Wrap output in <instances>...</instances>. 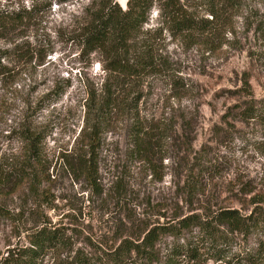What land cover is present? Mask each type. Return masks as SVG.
Returning a JSON list of instances; mask_svg holds the SVG:
<instances>
[{"label":"rangeland","instance_id":"rangeland-1","mask_svg":"<svg viewBox=\"0 0 264 264\" xmlns=\"http://www.w3.org/2000/svg\"><path fill=\"white\" fill-rule=\"evenodd\" d=\"M47 1L0 0V10H29ZM93 1L58 5L53 0L51 10L0 33V177H7L0 179V256L28 245L29 235L44 224L61 229L66 245L47 252L41 264H77L86 258L115 264L112 255L124 241L142 244L158 224L176 225L178 214L210 213L213 221L222 210L249 215L264 209V114L242 120L236 110L244 103L240 89L247 71L257 105L264 106V63L252 61L240 44H223V38L213 49L203 37L174 39L164 33L159 51L165 64L144 77L139 105L142 116L159 121L155 147L147 157L137 155L133 117L114 115L97 149L100 186L93 188L73 174L70 164L83 153L85 129L94 118L88 115L90 98L100 94L109 77L101 55H86L74 41ZM117 1L127 8L129 0ZM242 4L264 12V0ZM160 23L156 7L147 28ZM246 24L240 16L230 28L242 45L255 43L252 36L245 40ZM56 89L65 90L58 100L49 94ZM184 115L191 127L187 134L179 128ZM165 127L169 131L162 135ZM25 129L43 137L44 177L37 190L20 175ZM183 140L192 143L191 150L183 149ZM188 167L196 168L200 183L192 196L185 190ZM215 225L220 229L216 238L195 256L177 251L198 246L199 229L162 235L152 264H264V228L245 233ZM142 263L135 254L124 262Z\"/></svg>","mask_w":264,"mask_h":264},{"label":"trees","instance_id":"trees-1","mask_svg":"<svg viewBox=\"0 0 264 264\" xmlns=\"http://www.w3.org/2000/svg\"><path fill=\"white\" fill-rule=\"evenodd\" d=\"M71 0H55L60 5ZM53 0L34 5L31 9L0 10V33L11 25L17 26L31 19L44 10L52 9ZM159 10L161 23L157 28H147L154 8ZM246 10V11H245ZM243 16L247 21L245 33L246 42L250 36L255 43L243 44L237 40V32L230 29L236 17ZM164 33L174 39L186 37L196 39L203 37L207 44L215 47L216 42L223 38V44L238 47L248 51V57L255 62L264 63V12L257 9H244L242 0H129L127 8L123 9L117 0H94L86 9V14L74 41L77 42L86 55L100 54L104 68L109 77L103 84L100 94L90 98L88 115L94 116L85 129L86 143L84 151L75 157L70 164L73 174L93 188H98L99 172L97 149L101 145L104 126L113 116L123 117L131 114V135L133 147L137 155H147L156 145L155 132L160 130L159 121L154 117L142 116L139 105L143 96L144 77L148 72L156 70L165 64L160 54L159 42ZM231 35V40L227 39ZM220 37V38H219ZM222 46V43L220 44ZM219 45V46H220ZM248 46V47H247ZM4 68L0 62V71ZM252 76L244 72L240 94L244 97L243 105L236 110L242 120L252 119L264 114V106L258 107L252 86ZM132 88H134L132 92ZM55 100L64 95L65 90H54ZM131 94H137L131 98ZM134 112V115H133ZM231 112V111H230ZM180 129L182 134L191 131L186 116H182ZM168 128L162 130L167 134ZM167 136V135H166ZM23 139L27 144L23 171L20 174L23 182H30L31 187L40 188L43 183L44 166L42 161L43 137L32 129H25ZM189 139V138H188ZM183 149H192L191 142L182 143ZM144 157V158H146ZM201 168V167H200ZM39 169V172H38ZM195 167H188L185 175V185L190 196L200 191V183ZM30 170V173H25ZM200 173V172H199ZM4 182L7 177L1 175ZM194 199H190L191 204ZM263 200V199H262ZM262 200L258 202H263ZM211 214H192L187 217L177 215L176 225L172 223L158 224L146 233L142 244L124 241L113 253L115 264H124L135 254L142 264H152L156 261L153 251L156 242L164 234L176 236L182 230L190 227L199 229L202 237L198 246H187L177 251V255L195 256L198 248L209 246L220 229L215 225L227 224L234 229L249 233L252 230L264 228V209L257 207L249 215H242L238 210H222L210 221ZM66 245L64 232L59 228L44 225L29 235L26 246L10 248L0 256V264H41L50 250ZM217 258L222 260V255ZM77 264H93L91 259H80ZM173 264V263H170Z\"/></svg>","mask_w":264,"mask_h":264}]
</instances>
